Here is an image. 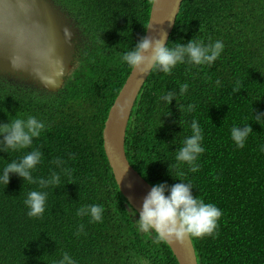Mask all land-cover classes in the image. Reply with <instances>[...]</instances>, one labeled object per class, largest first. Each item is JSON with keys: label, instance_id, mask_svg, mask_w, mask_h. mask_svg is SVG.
<instances>
[{"label": "trees", "instance_id": "trees-1", "mask_svg": "<svg viewBox=\"0 0 264 264\" xmlns=\"http://www.w3.org/2000/svg\"><path fill=\"white\" fill-rule=\"evenodd\" d=\"M54 1L77 32L61 88L49 92L0 76V123L31 115L45 124L29 147L0 152V168L39 147L33 177L46 178L50 170L59 174L57 185L42 189L47 195L39 219L18 218L26 215L23 200L36 184L12 173L6 185L0 183V239L7 242L19 233L2 224L11 215L28 235L30 228L50 222L53 238L46 234L34 243L5 246L0 241V264H51L64 252L76 264H177L163 240L137 229L101 138L107 112L131 70L120 56L144 36L152 0ZM190 38L220 40L223 49L211 65L178 63L168 74L150 71L126 128V157L150 185L190 181L194 197L220 209L213 234L191 237L198 264H264V154L258 150L264 117L253 120L264 114V0H183L167 42ZM179 83L188 84L183 94ZM166 91L176 94L168 105L160 99ZM189 103L192 111L186 110ZM192 119L202 130L204 148L195 172L174 159L191 134ZM244 123L252 132L237 148L230 128ZM57 157L64 161L60 168L49 162ZM89 204L102 206L99 222L75 214ZM80 224L82 231L74 234Z\"/></svg>", "mask_w": 264, "mask_h": 264}, {"label": "clouds", "instance_id": "clouds-1", "mask_svg": "<svg viewBox=\"0 0 264 264\" xmlns=\"http://www.w3.org/2000/svg\"><path fill=\"white\" fill-rule=\"evenodd\" d=\"M50 1L57 9L59 14L62 15L67 21L69 27L75 29L69 19V15L66 13V10L57 4L56 1ZM222 49L223 44L220 40L203 43L200 40H194L192 38L183 43L179 41L171 42V46H169L168 42H165L164 33L162 32L160 38L149 36L141 37L139 40H137L134 46L122 52L120 60L129 68L135 69L138 75H144L149 70L168 74L178 63L211 65L213 61L216 60L220 55ZM8 78L16 81L23 80L25 84H30L36 88L48 91L33 85L23 78H17L16 76L12 77L10 75ZM216 83L218 84L219 81L217 80ZM62 85L63 81L57 89L49 92L57 91ZM187 88V83H179V94H183ZM236 91L237 89L234 88L233 92ZM175 95L176 94L172 91H166L160 97V99L168 105L170 101L174 100ZM117 107L119 111H123L122 105H118ZM193 108L194 105L191 103L186 106L187 111H192ZM253 117V120L259 123L261 118L264 117V114H258ZM189 128L191 134L183 138L181 146L175 152L174 159L177 164H186L189 172H195L199 168L197 157L204 152V148L201 144L203 137L202 130L196 119L191 120ZM44 129V122L31 115L23 119L13 118L11 121H7L6 123H0V152L7 153L8 149L19 151L29 147L32 144L33 139L39 137ZM250 132H252V129L248 123H244L242 125H233L230 128V139L234 143L235 147H243L245 139L248 137ZM258 150L261 154H264V142L258 145ZM41 155L42 153L39 147H34L30 151L25 152L23 155L19 154L13 156L12 159L8 160V162H6L4 166L0 168V183L3 185L8 183L10 173L15 174L21 178L22 181L26 180L29 184L34 183L37 185V190L30 189L25 195L23 200V208L26 215L18 216L21 221L27 220L28 218L39 219L42 217V213L45 211V198L47 195V193L42 189L47 188L49 185L55 186L59 182V174L56 171L51 170L50 175L46 178L33 177L32 170L35 169L38 163H40ZM49 162L55 164L57 168H60V166L64 163V161L58 157L50 160ZM173 166L176 167L177 165ZM63 170L64 169H61V171ZM177 175L183 176L184 173L177 172ZM178 181L179 182L173 183L171 185H166L164 182L152 184L149 191L142 199L138 217L136 216V212L126 201L128 206L135 212V216L137 217V219L134 221L137 229L141 232L154 234L156 240L166 239L168 241H175L177 243L182 242L184 238L188 236H190L191 239V237H200L203 235L213 234L217 225V220L221 216L220 209L211 202L206 203L202 199H198L196 196L194 197L190 191V189L193 188L190 181L185 182L180 179H178ZM102 211L103 208L101 205L89 204L82 205L77 208L75 214L78 217L87 216L89 218V223H91L99 222L101 220ZM12 219V215L8 216V218L2 222V224L10 229H18L19 233L13 234L12 238L10 239L5 238L8 243L0 239L4 246L16 243H34L44 238L46 234L52 241L53 231L50 222L47 225H37L30 228V235H28V228L21 223H14ZM82 229V224L77 225V230L74 234H78L80 231H82ZM51 264H76V261L67 252H64L61 254L59 259L51 261Z\"/></svg>", "mask_w": 264, "mask_h": 264}, {"label": "water", "instance_id": "water-1", "mask_svg": "<svg viewBox=\"0 0 264 264\" xmlns=\"http://www.w3.org/2000/svg\"><path fill=\"white\" fill-rule=\"evenodd\" d=\"M182 0H152L144 36L165 42L172 32ZM69 27L50 0H0V75L26 79L35 86L57 89L71 67L73 40ZM131 69L103 124L102 148L115 184L131 208L138 212L148 184L128 163L124 152L127 123L135 99L149 72ZM123 106V111L118 110ZM177 264H197L190 236L182 242L163 240Z\"/></svg>", "mask_w": 264, "mask_h": 264}]
</instances>
